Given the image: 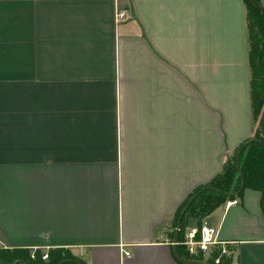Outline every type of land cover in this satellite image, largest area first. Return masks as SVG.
<instances>
[{
  "label": "crops",
  "instance_id": "0c3cea01",
  "mask_svg": "<svg viewBox=\"0 0 264 264\" xmlns=\"http://www.w3.org/2000/svg\"><path fill=\"white\" fill-rule=\"evenodd\" d=\"M250 80L244 0H0V247L184 264L174 216L253 136ZM203 223L264 264L260 190Z\"/></svg>",
  "mask_w": 264,
  "mask_h": 264
},
{
  "label": "trees",
  "instance_id": "16d2710c",
  "mask_svg": "<svg viewBox=\"0 0 264 264\" xmlns=\"http://www.w3.org/2000/svg\"><path fill=\"white\" fill-rule=\"evenodd\" d=\"M244 2L248 18L251 116L254 134L229 155L222 170L210 182L197 187L186 197L177 209L172 222V227H179L177 255L203 261L206 264H231L232 258L222 253L221 248L217 246L213 247L208 257L202 253L190 254L182 243L189 227L194 224L200 227L202 221L213 210L227 200L241 196L246 188L261 191L264 212V106H262L263 97L259 96L256 88L259 74L264 77V13L254 3L257 2L262 7L260 0H244ZM171 234L175 237L176 229H173ZM217 257H220L218 263H216ZM0 264H85V262L68 248L63 247L50 249L47 258H43L40 249L35 250L32 256L28 248L0 247ZM184 264L199 263L184 262Z\"/></svg>",
  "mask_w": 264,
  "mask_h": 264
},
{
  "label": "built area",
  "instance_id": "2783aa9c",
  "mask_svg": "<svg viewBox=\"0 0 264 264\" xmlns=\"http://www.w3.org/2000/svg\"><path fill=\"white\" fill-rule=\"evenodd\" d=\"M117 21L126 19L129 14L126 9L117 10ZM178 229V228H176ZM173 243L177 245L179 242ZM190 254H207L210 252L212 247L220 243L217 232L211 226L203 223L200 227L194 226L191 229H188L185 232V239L182 242ZM226 249L222 247V253H225ZM47 254L43 255V258H46ZM220 261V257L216 259V263Z\"/></svg>",
  "mask_w": 264,
  "mask_h": 264
},
{
  "label": "rangeland",
  "instance_id": "374dc122",
  "mask_svg": "<svg viewBox=\"0 0 264 264\" xmlns=\"http://www.w3.org/2000/svg\"><path fill=\"white\" fill-rule=\"evenodd\" d=\"M116 14H117V12H116ZM116 20H118L117 15H116ZM263 46H264V41H263ZM256 81H257V84H256L257 92H258L260 97H263L262 106H264V77H261V74H259V77ZM1 248H4V247H1Z\"/></svg>",
  "mask_w": 264,
  "mask_h": 264
},
{
  "label": "water",
  "instance_id": "95a60500",
  "mask_svg": "<svg viewBox=\"0 0 264 264\" xmlns=\"http://www.w3.org/2000/svg\"><path fill=\"white\" fill-rule=\"evenodd\" d=\"M255 3V5L264 13V8L263 7H261L257 2H254ZM263 63H264V60H263ZM238 162H239V160H238ZM178 229L176 230V234H175V237H174V242H177V239H178V231H179V227H177ZM179 258L181 259V260H183L184 262H187V263H191V262H197V263H199V264H206L205 262H203V261H196V260H193V259H186V258H182V257H180L179 256Z\"/></svg>",
  "mask_w": 264,
  "mask_h": 264
}]
</instances>
